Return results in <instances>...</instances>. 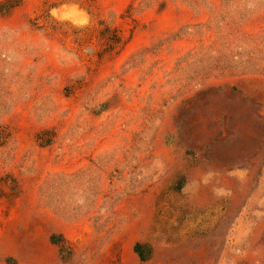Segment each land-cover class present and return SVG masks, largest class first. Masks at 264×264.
I'll return each instance as SVG.
<instances>
[{
  "label": "rangeland",
  "instance_id": "1",
  "mask_svg": "<svg viewBox=\"0 0 264 264\" xmlns=\"http://www.w3.org/2000/svg\"><path fill=\"white\" fill-rule=\"evenodd\" d=\"M264 264V0H0V264Z\"/></svg>",
  "mask_w": 264,
  "mask_h": 264
},
{
  "label": "trees",
  "instance_id": "2",
  "mask_svg": "<svg viewBox=\"0 0 264 264\" xmlns=\"http://www.w3.org/2000/svg\"><path fill=\"white\" fill-rule=\"evenodd\" d=\"M133 252L136 254L141 264L146 263L150 259L151 249L148 245L136 243L133 247Z\"/></svg>",
  "mask_w": 264,
  "mask_h": 264
}]
</instances>
